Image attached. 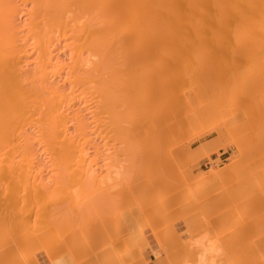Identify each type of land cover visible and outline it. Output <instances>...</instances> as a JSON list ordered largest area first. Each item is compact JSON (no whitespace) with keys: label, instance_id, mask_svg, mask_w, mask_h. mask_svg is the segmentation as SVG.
<instances>
[{"label":"bare ground","instance_id":"bare-ground-1","mask_svg":"<svg viewBox=\"0 0 264 264\" xmlns=\"http://www.w3.org/2000/svg\"><path fill=\"white\" fill-rule=\"evenodd\" d=\"M125 63H127L129 65V69H130L129 73L131 72L130 73L131 76H129V77H126V75H125L127 73V71L123 74L124 76H122V73H120L121 69H120V71L117 72V70L119 69V67L117 69V66H122L121 64H123V66H127V65H125ZM127 68H126V70H127ZM209 74L214 75L217 79L216 78L214 79V77H210L212 75H209ZM205 75L207 76L206 78H205ZM229 76H232V78L237 79V80L235 79L238 82V83L236 82V85L238 84L237 86L234 85L235 80L234 79L231 80V78ZM227 77H229L228 79H230V80H228ZM218 79L222 80L223 82L222 81L218 82L219 81ZM212 80L215 81L213 84L218 83V85L215 84L214 86L213 85L211 86V84L213 82ZM224 81H226V82H224ZM229 81L230 82L233 81L234 83L230 84ZM250 81H251V83L254 81L253 82L254 84L252 83L253 86H252V84L248 83ZM210 82H211V84H210ZM226 83L229 84L228 88H226V86H227ZM239 83H241V85H239ZM242 83H244V86H246V87L249 86V87L244 89L245 87H243ZM204 84H205V86H203ZM209 84H210V86H209ZM222 84L225 85V86L223 85V87L226 89H224L225 91L222 90L223 92H221V93L219 92L220 94H218V92H217L218 88H219V91H221L220 87H222ZM186 87L189 89L184 90ZM204 87H206V88L208 87L207 88L208 90ZM209 87H211L210 90H209ZM235 87L237 89L236 90L234 89V91H235L234 92L233 88H235ZM241 87H243V89ZM258 87L260 89L259 94L262 91V93L260 95L258 94V96L260 97L262 94H264V89H262V88H264V0H0V232L5 233V235H7V237L11 239V242L13 243V245L14 244L16 245V248H11V250L12 249L17 250L18 245H21V246H18V250L20 247H23V250H26L29 247H31V250L32 249L37 250V248H39V246L41 245V244H39V246L37 245L39 242L41 243V239L42 238L44 239V236L49 237L48 235H45V234L52 233V236L54 238L50 235L52 237V239H50L51 237L49 238L50 240H47L45 238L46 240L44 241L45 242L44 244L47 245L48 241H50L51 244H53V245H55L57 243L55 245V247L54 246L51 247L52 249H50V247L48 246L50 251L51 250L55 251V248L59 244L61 245V243L63 244V242H65V241L68 242L69 239L66 240L65 234L63 235L62 234L63 232H61V231H63L61 227L63 226L64 223H61V221H63V218L60 220V218H61V216L59 215L60 213H58L57 217H55L56 211L52 208H50V210H49V208L46 210V205L47 204L49 205V203H51V200H52V204H53L54 200L57 201V198L59 201L61 199V195L62 196L66 195V190L68 192V189L73 188L72 189L73 191H71V189H70V191L74 192L75 197L73 195H71L70 196L71 198L70 197L68 198V200H71V202L68 200L67 201L73 204V200L75 199L74 202H76L78 199L77 196L78 195L82 196V194H83L82 197L85 196V200H84L85 202L82 201L83 200L82 197L81 198L79 197V199H82V200L81 201L79 200L76 203L79 202L80 205L76 204V206H75V203L73 204L74 206L69 205L70 203H67V201H63V203H61L62 202V200H61L60 206H64V204H66V206H67V204H68L69 207L67 206L66 209L69 208V209H71V211L73 210L74 207H75L74 209L79 208V209H76L78 212L76 214H78V215H76V214H74V215H76L77 219L79 217L78 220H80L81 222L77 221V220H75V218H73L74 215L70 212V210H69V214H67V212H68L67 210H66V212H65V209H63L64 211L61 210L62 213L64 212L67 214L66 215L67 220H69L68 217H72L75 220L74 222L79 224L78 226L80 228L77 225H75V226H73L74 230H72V232L77 231V228H79V230L77 232H78V234H82L81 235L82 237L80 235H77V232L74 233L75 235L73 234V236H71V237H73V242L76 238H78V239H76L77 241H75L76 243H78L77 247L74 245L76 247L75 250H77V248L80 245H83V247L86 246L85 242L87 241V238H90L89 237L90 235L87 237L88 233L90 234V232H92L93 234L95 233L96 235H94V236H97L98 234H100L97 237H99V236H101V234L103 235L105 233L104 235L107 238V236L110 235L108 233H111L114 229V228H112V226L110 227L109 225L113 224V227H114V225H116V224L111 222V221H114L113 219H111L112 214L109 215L110 219H109V217H106V215L104 217V211H103V216H100V215H102L101 210L105 209L103 207L106 205L102 204L101 208H103V209H101V210L99 209L100 205H101L100 204L101 201L99 203L98 202L96 203L97 199L99 198L98 194H100V191H96V190H98V189H96L98 186L95 188L96 192H93L92 188L90 187L92 183L94 185V178H95L94 176H95L97 170L100 171L98 168H94L93 164L98 165L96 159L98 158V156L99 157L101 156V155H97V157L95 158L94 156H96V155L93 154L94 156L91 157V155H90V152L92 150L91 147H94V149L92 150L93 152L98 151V152H100V154H102L103 152L105 153V151H103V150H102V153L100 150H98L100 145H98L96 143L97 139L101 138L102 139L101 142H103L102 144L104 145V142L106 144L107 143L106 139L108 140L109 137H110L109 139L110 140L112 139L115 143L116 142L115 138L118 141H120L121 139L122 140L125 139V140L121 141V142H125L126 141L125 136H127L128 145H127V147L124 146V148H126L127 151L131 155L134 153L137 156H139V158H138L135 155V158L138 159V161L136 162V165H137L139 163V161L143 160L142 158H140L142 156L137 154V152H138L137 147H139V149H140L142 143H144V142L146 143L147 141H150L151 138H154L151 136L157 135L156 138H154V139H156L155 141L158 143V141H157L158 135H160V137H161V135L166 136L168 134L172 137V135H171V134H173L172 131H174L175 129H179L180 127H185V126H188L190 128L191 124H194L196 122H197V124H198V122L202 123L201 119L208 116L211 112L213 114V111H215L216 107L219 106V105H217L219 99H220L219 102L223 101V104L229 98L230 99H232V98L237 99V102L239 100V103H240V100H244L245 98H247V95L249 94V92L247 90H249L251 92L253 91V93L249 94L248 99L251 95L250 99L255 101L256 98H258V97L256 96L257 93L255 94L254 92H256L257 89L253 90V88H258ZM229 88H232V89H229ZM211 89L212 90L214 89V91H212V92L214 94L216 93L215 95L213 93H212L213 95L211 94ZM228 89H229V93H228ZM206 90L208 91V96L210 95L209 97L207 96V92H205ZM215 90H217V91L215 92ZM209 91H210V94H209ZM231 91H233V92H231ZM244 91L247 94L246 96L244 95V93H245ZM203 93H205L206 97ZM233 93H235V94H233ZM229 95H231V97ZM233 95H235V98ZM254 95L256 97L255 99H253ZM226 97H227V99H226ZM261 97L262 98H258V100L260 99V101L262 103L261 99H264V96H261ZM224 98L226 99L225 101H224ZM228 101L230 102V100H228ZM250 101L248 100L246 102L247 105L251 104ZM254 101H252V102L254 103ZM248 102H250V103H248ZM256 103H260V102L257 101ZM121 104H123L124 107ZM229 104L230 103H228V105ZM118 105L124 109H121V108L119 109ZM242 105H244V104L242 103ZM231 106H233V105L231 104ZM237 106L239 107L238 104H237ZM237 106L235 105V108ZM259 106H261V105H259ZM262 106H264V105H262ZM262 106H261V109H264V107H262ZM228 107L230 108V106H227V108ZM117 108H118V110H117ZM219 108H221V107H219ZM239 108L237 110H239ZM222 109H221V112H223ZM122 110H124V111L127 110V112L123 113L124 111H122ZM228 110L226 109V114L228 113L227 115H229L231 113V112L230 113L227 112ZM237 110H235L236 114H239V111L237 113ZM255 110H257V109H255ZM258 110H259V108H258ZM224 111H225V109H224ZM235 111L233 110V112H235ZM119 112H121V116H125V114L126 115L128 114L127 115L128 118L126 117L127 118L126 122H128V127L123 128V123H121ZM261 112L264 113V111H261ZM218 113H217V117H218ZM252 113H254V112H252ZM262 113L260 114V119H261ZM242 114H243V111H242ZM116 115L119 116L118 119L116 118V117H118ZM239 115H237V116H239ZM252 115L254 116V114H252ZM252 115H251V117H252ZM224 116H222V118ZM244 116H245V114H244ZM244 116L242 115V118L248 117V116H245V117ZM231 117L234 118L233 116H231ZM262 117H264V116H262ZM112 119H116V120H114V122H116L117 120H119V121L117 123H115V125H114V122L112 121ZM262 119H264V118H262ZM111 121H112V123H111ZM223 121L225 122V120H223ZM250 121H252V120H250ZM255 122H256V119H255ZM226 123L229 125L230 122L228 123L227 119H226ZM244 123H246V122H243V124ZM121 124H122V126H121ZM243 124H240V125L237 124L238 125L237 127L242 126ZM245 125H244V127H245ZM255 125H256V123H255ZM259 126H261V125H259ZM177 127H179V128H177ZM188 127H187V129H189ZM254 127H256V126H253V129H254ZM261 127H262V129H264V125H262ZM241 128H243V127H241ZM241 128L239 130L242 131ZM250 128H251V125H250ZM254 130H256V129H254ZM261 130H256V131L260 132ZM251 131H249V132H251ZM178 132H181L180 129ZM246 132H244L243 137L246 136V134H245ZM174 133H176V130L174 131ZM261 133H264V132H261ZM110 135L114 136L113 137L114 139L111 138ZM179 135H177V136H179ZM239 135H240V133H239ZM247 135H248V133H247ZM140 136H145L146 138L141 137V138H143V140L140 139L142 141L141 142V141H139ZM170 136H168V139H166V140H169ZM262 136H264V135H262ZM147 137H150V138L148 139ZM173 137H172V139H170L171 140L170 142L172 144H173L172 141L175 139V138L173 139ZM248 137H251V133H250V136L248 135ZM260 137H261V135H260ZM181 138H182V136H181ZM144 139H146L147 141L146 140L144 141ZM154 139H152V140H154ZM250 139H253V137H251ZM256 140H255V142H259V141L264 140V138H262V140H259V141H256ZM118 141H117V143L119 144ZM160 141H162V138ZM101 142H100V144H101ZM150 142H148V143H150ZM240 142H242V141L240 140ZM157 143H152V142L150 143L151 145H154V146H148L150 144H147V143L145 144L147 148L148 147L154 148V150L148 149V151H150V154L152 152H155V149H156L155 147L159 146V145H157ZM253 143H254V139H253ZM108 144H109V142H108ZM136 144H137V146H136ZM162 144H164V143H162ZM162 144H161V146H162ZM242 144H240V145L242 146ZM112 145H113V143H112ZM138 145H140V146H138ZM145 145L142 146V148H141L142 150H139L140 151L139 154H145V152L147 151V150H145L146 149ZM221 145L215 143L214 148L217 149ZM240 145H238V146H240ZM257 145L261 146V145H264V143L260 144V142H259ZM257 145L255 148H257ZM106 146H108V145L106 144ZM106 146H104L102 149L106 148L108 150V148ZM116 146H118V145H114L113 147H116ZM245 146L246 145H244V147ZM247 146H250V145H247ZM113 147H111V148H113ZM118 147H120V146H118ZM167 147H168V145L166 143V146L164 145V148H167ZM171 147H173V145ZM199 147L200 146H198V150H196V151H197V153L201 154L203 151L202 150L203 148L201 146L202 149H199ZM262 147H264V146H262ZM116 148H114L112 150L118 151V154H117L118 157H119L120 152L122 153V150L124 151V153L127 152L126 149L124 150V148H122V146L120 147L121 150H119V148L118 149H116ZM250 148H251V146H250ZM255 148H253V149H255ZM143 149L145 151L144 153H143ZM161 149H159L160 152H161ZM167 149H169V148H167ZM247 149H249V148H247ZM257 149H259V148H257ZM135 150H137V151H135ZM141 151H142V153H141ZM165 151H164V155H167V150L165 149ZM168 151L171 152L170 150H168ZM189 151H190V149H189ZM261 152H264V150H261ZM106 153H107V151H106ZM173 153H170L171 156ZM183 153H181V154H183ZM248 153H250V152H248ZM96 154H98V153H96ZM107 154L109 156L112 153H110V154L107 153ZM130 154H129V156L127 155L128 158L130 157ZM152 154H155V153H152ZM190 154H192V153H190ZM239 154H240V152H239ZM255 154L256 153H254V155ZM125 155H126V153H125ZM197 155L199 156V154H197ZM262 155H264V154H262ZM108 156H106V157H108ZM120 156H122L120 158L125 157V156H123V154ZM154 156L151 157V160L154 159ZM162 156H163V154H162ZM171 156H170V160H171ZM198 156H196V158ZM101 157H103V156H101ZM110 157H112V156H109L108 159H110ZM168 157H169V155H168ZM193 157L195 158V156H193ZM262 157H264V156H262ZM131 158H129V159H131ZM133 158H134V156H133ZM143 158L145 161L146 157L144 156ZM156 158L157 157L155 156V159ZM99 159H101V158H99ZM99 159H98V161H99ZM104 159L102 161H104ZM125 159L127 160L126 157H125ZM125 159L124 160L122 159L119 161L125 162ZM261 159H264V158H261ZM162 160H165V159L162 158ZM174 160H172V161L175 162ZM243 160H245V159H243ZM102 161H101V163H102ZM108 161H110V160H108ZM113 161L115 162L116 159H114ZM146 161L148 162L147 164H145ZM146 161L140 162L141 164H138V165L142 166L143 168L145 167V166H143V163L146 166L149 163H150V165H152L150 161H148V160H146ZM156 161H157V159L155 161H152V162L156 163ZM167 161L169 162V160H167ZM106 162H107V160L105 159V161L102 163L103 167L105 166V164H107ZM112 162L110 161L109 163H111V164H108V166L106 165L107 168L105 166V169L109 170V168L112 166V170L114 169V171L116 170L117 172H120L119 169L121 170L120 164L122 162L120 164L117 162L119 165H116V163H114V165H113ZM128 163H127V165L130 167L131 166L130 160ZM158 163H159V161H158ZM158 163H156V166H158L157 165ZM165 163H167V162H165ZM102 164L98 165L99 168L101 167ZM183 164H184V161H183ZM239 164H241V163H239ZM261 164H262V162H261ZM163 165H165L166 168L168 167L167 164H163ZM254 165H256V163ZM116 166L118 169H115ZM133 166L134 165H132V168H129L130 172L133 169V172H131V175H133L135 173L138 174L137 171L139 169L135 170L136 172L134 173V168L136 166L135 167H133ZM156 166L154 167L155 169H158L159 167L161 168V166H159L158 168H156ZM169 166H172V165L169 164ZM179 166L180 165H178L177 167L179 168ZM184 166H185V164H184ZM235 166H237V164ZM258 166H260V165H258ZM262 166H264V165H262ZM103 167H102V169H103ZM223 167L224 166H222V169H220V170H222V171H220L222 174L220 176H222L223 179L227 178V180H228L227 174H229V173H227V174L225 173L226 176H224L223 175L224 173H222V172H225L226 170L230 171L231 165H225V167L224 168ZM138 168H139V166H138ZM143 168H142V170H143ZM147 168L148 167H146V169ZM95 169H97V170L95 171ZM150 169H151V167H150ZM170 169H175V167L174 168L170 167ZM262 169H264V168H262ZM262 169H261V172H262ZM142 170H140V171H142ZM154 170H148L147 172L154 171ZM166 170L167 169H165V171ZM114 171H113V174H111L109 172H105L106 174H104V175L107 177L110 174L111 176L114 175V177H115L116 173H114ZM121 171L123 172V169ZM147 172L144 174L148 175L149 173H147ZM156 172H155V175H154V173H152V175H150V176L155 177L157 174H158L157 175L158 177H161L162 174H163V176H167V173L169 172V170H168V172L167 171L165 172L166 175H164L165 173H163L164 170L162 168H161L162 174H159L160 172L159 173L157 172V174H156ZM177 172H178V170H177ZM208 172L209 173H207V175H205L207 177L205 180L209 179L208 180L209 183H210V180L212 182L213 181L216 182L218 180L220 181L219 177L217 176L219 174V168L215 169L214 166H212ZM238 172H240V171H238ZM127 173L129 175V171ZM169 173H171V171ZM257 173L258 172H256V174ZM118 174H120V173H118ZM118 174L116 175L117 177H118ZM137 174H135V175L137 176ZM100 175L98 176V178L103 177V174H102V177H100ZM139 175L137 178L136 177L134 178V176H131V177H133L134 180H132L131 182L128 181L129 184L130 183L132 184L133 181L138 182V180L141 183V181L143 179ZM172 175L175 177L174 174H172ZM172 175H169V177ZM185 175H188V174H185ZM163 176L161 177V180H162ZM128 177H130V176H128ZM139 177L142 180L139 179ZM169 177H167V178H169ZM172 177H170L169 179L163 178V181H165L164 184L166 185V180L168 181V180H171L174 178V177L173 178ZM214 177L215 178L218 177V178H216L218 180H216V179L214 180ZM103 178H102V180H103ZM204 178L205 177L203 176V178H201L199 181L202 182L204 180ZM96 179H95V181H96ZM122 179L125 180V178H122ZM152 179H154V178H150V180H152ZM164 179H166V180H164ZM230 179H231V177H230ZM262 179H264V178H262ZM113 180H115V179H113ZM147 180L149 181V179H147ZM122 181H118V184H119V182L121 184ZM160 181H159V183L163 182V181L162 182H160ZM208 181H207V183H208ZM111 182L113 183V181H111ZM154 182H156V181H154ZM154 182L151 183V181H150V184H152V185L158 184V182L155 184H154ZM174 182H175V180H174ZM203 182H205V181H203ZM212 182H211V185H213ZM226 182L223 181L224 186L226 185ZM236 182H237V180H236ZM98 183H97V185H101L100 184L101 181ZM108 183H109V181H108ZM116 183H117V181L115 182V184ZM216 183H218V182H216ZM220 183H221V181H220ZM120 184H119V186H120ZM123 184H125L124 181H123ZM133 184H134V182H133ZM144 184H147V183L145 181H144V183H142V185L145 187ZM148 184H149V182H148ZM162 184L159 186L163 187ZM178 184H179V182H178ZM198 184H199V182L197 183V185ZM114 185H112V186H114ZM125 185H126V187L125 186L124 187L127 188L128 185L127 184H125ZM200 185L203 186L204 184H199V186ZM211 185L209 188L213 187ZM215 185H217V184H215ZM219 185H221V184H218V187H219ZM105 186H106V184L103 187L105 188ZM108 186H109V184L107 185V187ZM112 186L111 187L109 186V187L112 188ZM115 186L117 187L118 185H115ZM135 186L136 185H134L133 187L136 188ZM143 186H141V184H140V189ZM159 186L156 185L157 188ZM206 186H208V185H206ZM221 186H220V188H221ZM224 186H222V187H224ZM230 186H231V184H230ZM94 187H93V189H94ZM128 187H131V186H128ZM189 187H191V186H189ZM203 187L198 189V190L201 191L204 189V193H205L206 190ZM89 188H90V191H92L94 193V195H96L95 193L98 192L97 199L94 198L95 200H90L91 195L93 197V194L92 193L90 194V191L88 190ZM154 188H155V186H154ZM172 188H173V186H172ZM186 188H187V186H186ZM209 188H208L209 193H211ZM133 189H129V191H128V189L125 190V191H127V194L122 193V196L124 195V197L126 198L127 196H125V195H128V193L130 191H132ZM193 189L194 188H192V190ZM260 189H261V187H260ZM137 190H139V188L138 189L136 188V191ZM155 190H156V188H155ZM188 190H190V189L188 188L187 191ZM192 190H190V192ZM214 190H215V188H214ZM214 190H211V191L214 192ZM249 190H251V189H249ZM64 191H65V193L61 194ZM103 191L101 189L102 194H105V196L108 195L107 192L109 193V190L107 192H106V190H103ZM116 191H117V189H116ZM175 191H177V190H175ZM184 191H186V190L184 189ZM193 191L195 192V190H193ZM226 191H224V192H226ZM228 191H230V190H228ZM132 192L134 193V191H132ZM132 192H130V194H132ZM137 192H139V191H137ZM137 192L134 194H137ZM149 192H151V191H149ZM182 192H183V189H182ZM232 192H234V191H232ZM240 192H241V190H240ZM255 192H256V190H255ZM139 193H141V190ZM152 193H154V192H152ZM176 193H178V192H176ZM184 193H186V192H184ZM200 193L201 192H199V194ZM59 194H61V195H59ZM89 194H90V196H89ZM157 194L161 195L159 192ZM190 194L192 197L193 193H190ZM252 194L254 195V192ZM87 195H88V197L86 198ZM109 195H110V193H109ZM172 195H175V194H172ZM182 195H184V194H182ZM212 195H214V194H212ZM219 195H220V193H219ZM235 195H237V194L235 193ZM240 195H241V193H240ZM55 196H56V198H55ZM99 196H100V198H102V195H99ZM137 196H139V194H137ZM140 196H139V198L136 197V199L138 198L140 200L142 198V197L140 198ZM142 196H144V195H142ZM157 196H156V199H152V200H157ZM226 196H228V194ZM52 197H54V198H52ZM103 197H104V195H103ZM154 197H155V195H154ZM193 197L195 198V196H193ZM212 197H214V196H212ZM66 198H67V195L63 197V200ZM100 198L98 200H100ZM132 198L133 197H131V198L129 197V198H127V200L128 199L132 200ZM231 198H232V196H231ZM231 198H230V194H229V198L227 201H229ZM87 199L89 200V201H87V203H89V207L87 206V203H86ZM105 199H106V197H105ZM105 199H102V200H105ZM115 199H116V197H115ZM168 199H171V198H168ZM180 199H184V198H180ZM189 199L190 198H188V201L190 202ZM214 199H216V198H214ZM152 200L150 202H152ZM162 200H163V194H162ZM162 200L158 199L159 204L157 203L155 206V210H157V212H159L157 205L160 208L161 207L160 201L162 202ZM184 200H187V199L185 198ZM218 200H220V199H218ZM48 201H50V202L48 203ZM109 201H111V203L113 202L112 200H109ZM143 201H144V199H143ZM167 201L165 202V200H164L163 203H165V204L166 203H168V204L172 203V202H169V201L167 202ZM172 201H173V199H172ZM195 201H197V199ZM254 201H255V199H254ZM64 202H66V203H64ZM118 202H120V201L118 200ZM139 202H141V204H142V200ZM58 203L59 202H57L56 204L54 203L53 204L54 207H55V205L57 206ZM125 203H126V201H125ZM134 203H136V202H134ZM177 203H178V201H177ZM206 203H207V201L205 202V204ZM209 203H210V200H209ZM209 203H208V205H209ZM258 203H261V201ZM52 204H50V205H52ZM97 204H100V205H97ZM115 204H116L115 205V207H116L117 203H115ZM196 204L197 203H195V204L192 203V205H194V206ZM199 204H200V202H199ZM112 205H113V206H111V207H113L112 210L115 211L114 202L112 203ZM122 205H125V204H121V207H119V208H121L120 211L122 210ZM138 205H140V203ZM152 205H154V204H152ZM219 205H220V203H218V206ZM262 205H264V204H262ZM71 206H73V207L70 208ZM83 206H85V207H83ZM119 206H120V204H119ZM125 206H127V205H125ZM184 206L182 205V207H184ZM200 206H198V207H200ZM214 206L215 205L210 206V207H214ZM80 207L81 208L87 207L89 209L86 208V209L80 210L81 209ZM131 207L132 206H130L128 210L132 209V212H133V207L132 208ZM145 207L147 208L146 205H145ZM204 207L206 208V205ZM55 208L57 210V207H55ZM123 208H124V206H123ZM137 208L140 209V206L139 207L137 206ZM172 208H173V206H172ZM179 208L181 210V207H179ZM194 208L196 209L197 207H194ZM202 208H200V209H202ZM117 209L115 212L119 211V210L117 211ZM124 209H126V207ZM151 209L152 208H150V210ZM218 209H219V207H218ZM222 209L224 210V208H222ZM48 210L52 214H50ZM51 210H52V212H51ZM83 210H86L83 213L85 214V216H87L89 214L88 215L89 218L90 217L95 218L94 216H96V215L97 216L99 215L98 216L99 219L100 218L102 219V217H104L102 220H99L98 218H95V219L91 218V220L93 219L91 221L89 219L91 223H93V221H94V224H93L94 227L97 225L96 230L98 229V232H99V233L97 232L98 234L96 233V231L94 232V229H93L94 227L92 224H91L92 228L90 230L87 229L88 225H89V221L87 220V217H85L83 215V213L82 214L80 213ZM141 210H143L142 207L138 211L142 212ZM183 210H185L184 215L187 214L186 213L187 210L186 209H183ZM192 210H189V211H192ZM96 211H97V213H95ZM107 211H108V209H107ZM107 211H105V214H107V216H108L109 212L106 213ZM114 211L110 212V213H113V215H114L115 214ZM165 211L167 212L168 210H164V212ZM189 211H187V212H189ZM200 211L203 213L204 209H203V211L202 210H200ZM227 211H229V210L227 209ZM233 211H234V209H233ZM45 212L47 214H49L50 216L54 215L53 212H55L54 218H57V219H58V215H59L60 217L58 219V224H53L54 222L56 223L57 220H55L54 218L52 220V218L50 216H46L47 214L46 215L44 214ZM57 212H58V210H57ZM166 212L163 213V210H160V213H158V215L163 213V215L165 216ZM192 212L194 213V210ZM224 212H225V210H224ZM229 213H224L225 217H226V215L228 216ZM245 213H246V211H245ZM136 214H139V213H136ZM180 214H182L181 211H180ZM70 215H73V216H70ZM80 215H83V217L86 218V220L84 218L83 221L85 220L88 223L87 222L82 223L83 221L81 219L83 217H80ZM222 215H223V213H222ZM114 216H116V215H114ZM138 216L140 217L141 215H138ZM148 216L152 217L154 215H152V213H151V215H148ZM166 216H169V214ZM47 217H49V218L46 221H44ZM120 217H121V215L120 216L118 215V218L114 217L115 221H118L117 219L121 220ZM131 217H129V218H131ZM112 218H113V216H112ZM220 218H221V216H220ZM230 218H228V219H230ZM108 219H109V222L112 224H110V223L108 224ZM228 219H227V221H228ZM262 219H264V218H262ZM50 220L52 221L54 228H56L55 230H59L60 233L58 235L55 233L53 234L54 230L51 231L50 228L48 229L47 224H49ZM67 220H66V222H68V223H66V224H70L69 228H71L72 227L71 225L74 222L72 220H69L70 221V223H69V221H67ZM95 220H97L100 223L98 224V222H96ZM123 220H121V221H123ZM218 220H220V219H218ZM223 221H225V220H223ZM233 221H234V218H233ZM46 222H48V223H46ZM76 223H74V224H76ZM81 223L84 224L83 225L84 227H85V224L87 225V228L85 227L87 230L84 229V227L82 226ZM120 224L121 223H119V225ZM123 224L124 223L121 224L122 228H123V226H125ZM50 227L52 229L51 225H50ZM122 228H120V229H122ZM81 229H84V231H86V233L88 231V233L85 234L87 238L84 236V238L86 240H83L84 239L83 235L85 232L83 231L84 233L83 232L79 233ZM92 229H93V231H92ZM111 229H112V231H111ZM48 230H50L51 232L49 233ZM64 230H66V228ZM107 230H108V233H107ZM115 231L117 232L118 230L115 229ZM122 231H123V229H122ZM54 232H56V231H54ZM64 232L66 233V231H64ZM2 233H0V236L3 235ZM57 233H58V231H57ZM60 234L65 236L64 237L65 241L60 242V241L64 240V239H62L63 237H59V236H61ZM118 234H119V231H118ZM112 235H114V234H111V236ZM74 236H79L80 239H79V237H75V239H74ZM114 236L116 238V235H114ZM114 236H112V237H114ZM67 237H70V236H67ZM97 237L96 238L92 237L94 241L91 240V238H90L87 242H89L91 240L92 243L93 242H94V244L96 243L95 245H97V243L99 241H101L100 243H102V240H100L101 237L98 238L99 240H97ZM105 237H104V239H105ZM56 238H58V239L61 238L62 240L60 239L59 242L57 241L55 243V241L58 240ZM81 238H82V241H79V240H81ZM117 238H119V237H117ZM43 239H42V246L41 247H43V245H44ZM54 239H55V241L53 243L52 240H54ZM112 239H111V241H112ZM71 240H72V238H71ZM71 240L69 243H71ZM109 240H110V238H109ZM109 240H108V242H109ZM114 240L115 239H113V241ZM1 241H2V239H1ZM1 241H0V244H2ZM118 241H119V239H118ZM138 241H139V243H142L140 240H138ZM87 242H86V244H90ZM103 242L104 243H102V244L106 245V243H105L106 240H103ZM115 242H111L110 243L111 246L107 245V246H109V248H111L110 251L112 253L108 251V249H107L108 247H106L105 245H104V247H103V245H101L104 249L101 248L102 250L101 249L99 250V248H100V243H99V247L96 246L97 247L96 249L99 251H97V253H94V257L95 256L97 257L98 254L100 255V254L105 253L104 250H106V249H107L106 251H108L109 254H111V256H116V254L119 250L117 247H119V245L117 244V241H115ZM145 242H146V240L144 241V243ZM5 243H7V241H5ZM34 243L38 246L37 248H36ZM139 243L136 245V247L139 245ZM107 244H109V243H107ZM116 244H117V246H116ZM120 244L123 245L122 243H120ZM146 244H148V243H145V245ZM262 244H264V243H262ZM15 245H14V247H15ZM29 245H31V246H29ZM46 245H44V247ZM67 245H69V244H67ZM95 245H94V247H95ZM112 245L114 248L112 247ZM114 245L116 246V249H115ZM184 245L181 247V249L186 248V245H185V247H184ZM3 246H4V248H2V249H4V251H5L6 250L5 244H3ZM34 246L36 249L34 248ZM65 246H66V244H65ZM254 246H252V248ZM7 247H10V246L8 245ZM58 247H57V249H58ZM73 247H70L72 249H69L68 246H66V248L71 250V252L74 251ZM120 247H122V246H120ZM124 247L125 246H123V248ZM131 247H130V249H131ZM0 248H1V246H0ZM48 248H45L44 251L47 250ZM82 248L80 247V249H82ZM84 248H86V247H84ZM9 249L10 248H8V250ZM120 249H122V248H120ZM130 249H129V251H130ZM228 249L232 250L230 247H228ZM228 249L225 250V252H224L225 254L227 253L226 251H228ZM20 250H21V248H20ZM29 250H30V248H29ZM34 250L32 251V253L34 252ZM61 250H63L62 245H61ZM115 250H117V252ZM93 251H95V250H93ZM113 251H114V254H113ZM184 251L186 252L187 250L185 249V250H183V252ZM235 251H238V250H235ZM26 252L30 253L31 251L29 252L28 250H26L25 253ZM47 252H48V250H47ZM120 252H118V253H120ZM28 253H26L27 256H29ZM187 253H188V251H187ZM45 254H46V251H45ZM184 254L186 256V253H184ZM184 254H183V256H184ZM194 254L195 253H192V255H194ZM231 254H233V252ZM250 254H251V252H250ZM250 254H249V257L252 256V255L250 256ZM252 254L254 255L253 251H252ZM243 255H241V256H243ZM187 256H191V253H188ZM232 256H235V255L233 254ZM237 256H235V257H237ZM184 257H182V258H184ZM254 257H255V255H254ZM254 257H253V260L256 261L255 260L256 258L254 259ZM34 258H35V256H34ZM241 258L242 257H240V260H241ZM243 258H245V257H243ZM247 258H245V259H247ZM179 259H181V258H179ZM193 259L195 260V256H194V258H192V260ZM237 259H238V257H237ZM169 260H170V258H169ZM172 260H173V257H171L170 261H172ZM249 260H250V258H249ZM174 261L175 260H173L172 262L174 263ZM231 261L232 260H230V262ZM179 262H181V261L179 260ZM246 262H247V260H246ZM260 262L258 264H260ZM194 263H195V261H194ZM241 263L245 264L244 259H243V262H241ZM262 263H264V261H262L261 264ZM142 264H148V263L146 261H144ZM247 264H249V263H247Z\"/></svg>","mask_w":264,"mask_h":264},{"label":"rangeland","instance_id":"rangeland-1","mask_svg":"<svg viewBox=\"0 0 264 264\" xmlns=\"http://www.w3.org/2000/svg\"><path fill=\"white\" fill-rule=\"evenodd\" d=\"M232 55V54H231ZM122 66H117V69H118V67H119V69L117 70V72L118 71H120V69H121V72L120 73H122V76H124L123 74L127 71V73L125 74L126 75V77H129V76H131V72L129 73V71H130V69H129V65L127 64V63H125V65H127V66H123V64H121ZM131 66V65H130ZM127 68V70H126V68ZM131 68V67H130ZM124 71V72H123ZM128 74V75H127ZM130 74V75H129ZM209 75H212V74H209ZM207 76L205 75V78H206ZM210 77H214V79L216 78L214 75H212V76H210ZM209 77V78H210ZM230 78H231V80H235L236 78H232V76H229ZM229 77H227V79L229 78ZM234 77V76H233ZM236 77V76H235ZM211 79V78H210ZM217 79V78H216ZM219 80V79H218ZM217 80V81H218ZM228 80H230V79H228ZM227 80V81H228ZM237 80V79H236ZM235 80V83L232 81V82H230L229 81V83L231 84V83H234V85L235 86H237L236 85V81ZM205 81V80H204ZM209 81V80H208ZM207 81V82H208ZM213 81V80H212ZM220 81H222V80H219L218 82H220ZM215 81H213L212 82V84H211V82H210V84H211V86L213 85H215V84H213ZM223 82V81H222ZM224 82H226V81H224ZM254 82V81H253ZM252 82V83H253ZM206 83V82H205ZM209 83V82H208ZM207 83V84H208ZM238 83V82H237ZM249 84H252L251 83V81L250 82H248ZM210 84H209V86H210ZM225 84V83H224ZM224 84H222V87H220V90L221 91H219V88H218V91L217 90H215V92L217 91L218 92V94H220L221 92H223V91H225L224 89H226V88H228V85L229 84H227V86H226V88H224L223 87V85ZM243 84V87H245L244 89H246L247 87H249V86H244V83H242ZM254 84V83H253ZM253 84H252V86H253ZM216 85H218V83L216 84ZM239 85H241V83H239ZM246 85V84H245ZM248 85V84H247ZM203 86H205V84L203 85ZM208 86V85H207ZM225 86V85H224ZM233 86V85H232ZM230 87V86H229ZM243 87H241L242 89H243ZM204 88H206V87H204ZM208 88V87H207ZM206 88V89H207ZM210 88L211 87H209V90H210ZM216 88V87H215ZM214 88V89H215ZM222 88V89H221ZM261 88V87H260ZM187 89H189V88H185L184 90H187ZM214 89L212 90L211 89V94L213 93L212 91H214ZM229 89H232V88H229ZM229 89H228V93H229ZM234 89L236 90L237 88L235 87V88H233V91H234ZM252 89V88H251ZM250 89V90H251ZM256 90L257 89V91L256 92H254L255 94L257 93V97L258 98H262L261 96H264V94H262L260 97L258 96V94H259V87L258 88H253V90ZM262 89H264V88H262ZM208 90V89H207ZM205 91V92H207V96H208V91ZM223 90V91H222ZM233 91H231V92H233ZM248 92H249V94H251V93H253V91L251 92V91H249V90H247ZM220 92V93H219ZM230 92V93H231ZM235 92V91H234ZM245 92V91H244ZM247 92V93H248ZM261 93H262V91H261ZM260 93V94H261ZM204 95H205V93H203ZM209 94H210V91H209ZM214 94V93H213ZM212 94V95H213ZM216 94V93H215ZM214 94V95H215ZM233 94H235V93H233ZM249 94L247 95L246 94V92L244 93V95L246 96L247 95V98H245L244 100H240V103H239V100H238V102H237V99H228V100H230V102L228 101V100H226L227 99V97H226V99L224 98V104H223V101H220L219 102V100H218V104L217 105H219V106H217L216 107V109H215V111H213V114H212V112L208 115V116H206V117H204V118H202L201 119V121H202V123H200V122H198V124H197V122L196 123H194V124H191L190 125V128L188 127V126H185V127H177V128H179L180 129V131L181 132H178L179 131V129H175L176 130V133H174V131H172V133L174 134H171L172 135V137H173V144L170 142L171 140L170 139H172V137L170 136V135H161V137H160V135H158V143L155 141L156 139H154V138H156V136H151V137H154V138H151V142L152 143H157V145H159L158 147H155L156 149H155V152H152V153H155V154H150V151H148V149L149 150H154V148H150V147H146V143L147 144H150L151 142L150 141H147L146 139H144V141L146 140L147 142L145 143H142V145H141V147H140V149H139V147H137L138 148V152H137V154L138 155H140V156H142V157H140V158H142L143 160H141V161H139V163L138 164H141L140 162H145L146 160H148V161H150L151 162V164L152 165H150V163L146 166V165H144V163H143V166H145L144 168L142 167V166H140V165H136V162L138 161V159H136L135 158V155L136 154H132L133 156H134V158H133V156L127 151V149L126 148H124V146H126L127 147V145H128V141H127V136H125L126 137V143L125 142H121V141H123V140H125V139H119L120 141H118L116 138H115V143H114V141L111 139H109L108 138V140L106 139V141H107V145L108 146H106V144H105V142H104V145L102 144L103 142H101L102 141V139L101 138H98L97 139V144L98 145H100V147H99V149L98 150H100L101 151V153H102V150L103 151H105V153L103 152L102 154H100V152H93L92 150L94 149V147H91V152H90V155H91V157H93L94 155H96V156H94L95 158L97 157V155H101V156H103V157H99L98 156V158L96 159V161H97V163H98V165L99 164H102L104 161H105V159L107 160V164H105V166L107 165L108 166V164H111V163H109L110 161L112 162L114 159H116V161L114 162H112L113 163V165H114V163H116V165H119L121 162L119 161V160H124L125 159V157L127 158V160L125 159V162L122 164H120L121 165V170L123 169V172L119 169V171L120 172H117L116 170L114 171V169L112 170V166L109 168V170H107V169H105V166L103 167V164L101 165V169L99 168V166L96 164V165H94L93 164V167L94 168H98L100 171H98L97 169H95V171L97 170V172H96V174H95V178H94V185H93V183L91 184V188H92V190H93V192H96V191H100V194H98V192L97 193H95L96 195H94V193L92 192V191H90V188L88 189L89 191H90V194L92 193L93 194V197H92V195H91V198H90V200H95L94 198H96L97 199V194H98V197L100 198V196L99 195H102V198H100V200H98L97 199V201H96V203L98 202H100L101 201V205L100 204H97V205H100V210L101 209H103V208H105V209H103V210H101L102 212H101V214L102 215H100V216H103V211H104V217H105V215H106V217H109V215H111V219H113L114 221H111L112 223H115L116 225H114V227H113V224L112 223H110L109 222V219H110V217H109V219H108V224L110 223V224H112V225H109L110 227L112 226V228H114L113 229V231L115 232H113L112 231V229H111V231L113 232H111L110 230V232L111 233H108V230H107V233L108 234H110V235H108L107 236V238L105 237V233L102 235L101 234V236H99V237H97L98 235H100V234H98L99 232H98V229L96 230V227H97V225L94 227V221H93V223H91L90 222V220H91V218H93V217H88V215L87 216H85V214L83 213L84 211H86V210H83L82 212H80L81 214L83 213V215L85 216V217H87V220L89 221V225H88V228H87V225L85 224V227L87 228V229H91L92 227V225H93V229H94V232L96 231V233L98 234L97 236H94V235H96L95 233L93 234L92 232H90V234L88 233V231H87V233H88V235H87V237L89 236L90 238H91V240H93V238L92 237H94V238H96L97 237V240H99L98 238H100V240H102V243H104L103 242V240H106V245L105 244H102V243H100L101 241H99L98 243H97V245H95L94 244V242L92 243L91 242V240L89 241V242H87L90 238H87L86 237V235L85 234H87L86 233V231H84V229H86L83 225L84 224H82V223H84V222H87V221H85L86 220V218L85 217H83V215H80V217H83L81 220L83 221V219L85 218V220L81 223L82 224V226L84 227V229H81L80 230V232L79 233H81V232H83L84 233V235H83V238H84V236L87 238V243H90V244H86V242H85V245L86 246H84V247H86V248H84L83 247V245H80L78 248H77V250H75L76 249V247L78 246L77 244L78 243H76L75 241H77L76 239H78V238H76L75 239V237H79V236H74V242H73V237H71V236H73V234L74 233H76L78 230H79V224H77L76 222H74L75 220H77V221H80V220H78L79 219V217H78V219L76 218V215H78V214H76V213H78L77 212V210L76 209H79V208H76V209H74L73 208V210L71 211V209H66V207L68 206L69 207V205H73L74 203H75V206H76V204H79V202L78 203H76L77 201H81L82 199H79V197L81 198L82 196H83V194H82V196H80V195H78L77 197H78V199H77V201L76 202H74V200H73V204L72 203H70L71 202V200H68V198L71 196V195H73L74 196V192H71V191H73L71 188V191H70V189H68V192H67V190H66V195H67V198L66 199H64L63 200V197L64 196H66V195H64V196H62L61 194H63V193H65V191L64 192H62L61 194H59V195H61V199L58 201V198H57V201L56 200H54V203L56 204L57 202H59L58 203V205L56 206L55 205V207H57V210H58V212H57V210H56V208L54 207V203L52 204V198H54V197H52L50 200H51V203H49L50 201H48V203H49V205L50 204H52V205H48L47 203V205H46V210L49 208V210H50V208H52V209H54L55 211H56V216H55V212H53L54 213V215H49V214H47L46 212L44 213L46 216H50L51 218H52V220H53V218H54V216L55 217H57V214L58 213H60L59 215L61 216V218H60V220L63 218V221H61V223H64L63 224V226L61 227L62 228V230L63 231H61V232H63L62 234L64 235L65 234V236L67 237V236H70V237H65V236H63L62 234H60L61 236H59V237H63L62 239H64V237H65V239L66 240H68V242L67 241H65V239L64 240H62L61 238H56V239H58V240H56L55 241V239L54 240H52L53 241V243H54V241H55V243L58 241H60V239L62 240V241H60V242H63V241H65V242H63V244L61 243V245H62V248H63V250H61V245L58 247V249H57V247L55 248V251L54 250H49V248H48V246L50 247V249H52L51 247H55V245L57 244H55V245H53V244H51V242L50 241H46L47 242V245L46 244H44L45 242V240L47 239V240H50V239H52V233H50L52 230H54V231H56V232H54L53 231V234L55 233V234H59L60 232H59V230H55L56 228H54V225L53 224H58V219H59V215H58V219L57 218H54L55 220H57L56 221V223L54 222L53 224H52V221L50 220V222H49V224H47L48 225V229L50 228V230H48L49 231V233L50 234H45V235H48L49 237H46V236H44V239H43V244L44 245H46L45 247H44V245H43V247H41L42 246V239H41V243L39 242L37 245L39 246V244H41L40 246H39V248H37L38 246L35 244V246H36V248H37V250H34V249H32L31 250V247H29V246H31V245H29L28 247L30 248V250H29V248L28 249H26V250H28L30 253H28V252H26V253H28L29 254V256H27L26 255V253H25V251L26 250H23V247H20L21 248V250H20V248H19V250H18V246H21V245H18L17 246V250H15V249H12L11 250V248H16V245H15V247H14V245H13V243L11 242V239L10 238H8L7 237V235H5V233H2V232H0V233H2L3 235H1L0 236V238L2 239V241H1V239H0V241L2 242V244H0V246H1V248H0V264H50V262L53 260V259H55L58 255H60L61 253H65V254H71V256L73 257V264H142L144 261H146L148 264H152V263H156V264H183V259L188 255V253H189V251H188V246L185 244V243H183V241H184V239H186V238H192V237H195L196 235H199V234H201L202 232H204V231H209V232H211L212 234H213V236L215 237V238H217L218 240H219V242H220V244H221V246L223 247V249H224V252H225V250H227L228 249V247H230L232 250H229L228 249V251H226L227 253L225 254L224 253V256H222V257H220L219 259H218V264H243V263H241V262H243V259H244V261H245V264H247V263H249V264H258L260 261L262 262V261H264V244H262V243H264V219H262V218H264V205H262V204H264V179H262V178H264V169H262V168H264V166H262V165H264V159H261V158H264V157H262V156H264V155H262V154H264V152H261V150H264V147H262V146H264V145H257L259 142H260V144H262V143H264V140H262V138H264V136H262V135H264V133H261V132H264V129H262V125H264V119H262V118H264V117H262V116H264V113H262L261 111H264V109H261V106L262 105H264V99H261L262 100V103H261V101H260V99L258 100V98H256L255 97V95H254V98L253 99H255L256 98V100L254 101V100H252V99H250V97H251V95H250V97H249V99H248V96H249ZM259 94V95H260ZM211 95V96H212ZM232 95V94H231ZM231 95H229L230 97H231ZM210 96V95H209ZM208 96V97H209ZM228 96V97H229ZM234 96V98H235V95H233ZM205 97H206V95H205ZM212 99V98H211ZM210 99V100H211ZM251 102V106L250 105H247V101L248 100ZM232 100V101H231ZM247 100V101H246ZM228 101V102H227ZM245 101V102H244ZM252 101H254V103L252 102ZM257 101H259L260 103H256ZM237 102V103H236ZM244 104V105H242V103ZM250 102H248V103H250ZM228 103H230L229 105H228ZM237 106V104L239 105V110H237L238 108L236 107L235 108V105ZM227 104V105H226ZM231 104L234 106H231ZM256 104V105H255ZM122 106H123V104H121ZM222 105V106H221ZM226 105V106H225ZM246 105V106H245ZM254 105V106H253ZM259 105H261V106H259ZM119 106V105H118ZM117 106V107H118ZM225 106V107H224ZM227 106H230V108L228 107L227 108ZM248 106V107H247ZM259 106V107H258ZM124 107V106H123ZM219 107H221V108H219ZM262 107H264V106H262ZM124 109V108H122L121 106H119V109ZM223 108V109H222ZM232 108V109H231ZM258 108H259V110H258ZM221 109H222V111L223 112H221ZM224 109H225V111H224ZM226 109L228 110L227 112H231L229 115H227L226 114ZM250 109V110H249ZM255 109H257V110H255ZM117 110H118V108H117ZM218 110V111H217ZM220 110V111H219ZM233 110L235 111V110H237V113H238V111H239V114H236V111L235 112H233ZM122 111H124V110H122ZM242 111H243V114H242ZM127 112V110L126 111H124L123 113H126ZM216 112V113H215ZM219 112V113H218ZM223 114H221V113ZM252 112H254V113H252ZM258 112V113H257ZM120 113V120H121V123H123V128L125 127H128V122H126L127 120V118H128V114L126 115L125 114V116H121V112H119ZM217 113H218V117H217ZM248 113V114H247ZM262 113V116H261V119H260V114ZM216 114V115H215ZM232 114V115H231ZM234 114V115H233ZM244 114H245V116H248L247 118H242V115L244 116ZM252 114H254V116L252 115ZM225 115V116H224ZM233 116L234 118H232L231 116ZM237 115H239V116H237ZM251 115H252V117H251ZM257 117H256V116ZM259 115V116H258ZM116 116H118V115H116ZM216 116V117H215ZM220 116V117H219ZM222 116H224L226 119H227V122L229 123V125L226 123V119L223 117L222 118ZM229 116V117H228ZM237 116V117H236ZM241 116V117H240ZM244 116V117H245ZM127 117V118H126ZM212 117V118H211ZM241 119H240V118ZM254 117V118H253ZM117 119L119 118V116L118 117H116ZM207 118V119H206ZM222 118V119H221ZM231 120H230V119ZM250 120H252V121H250ZM125 119V120H124ZM218 119V120H217ZM255 119H256V122H255ZM114 120H116V119H112V121L114 122ZM223 120H225V122L223 121ZM261 120V121H260ZM112 121H111V123H112ZM119 120H117L116 122H114V125H115V123H117ZM124 121V122H123ZM234 123H233V122ZM242 123H241V122ZM236 122V123H235ZM238 122V123H237ZM243 122H246V123H244L243 124ZM251 122V123H250ZM125 123V124H124ZM233 123V124H232ZM255 123H256V125H255ZM261 123V124H260ZM127 124V125H126ZM232 124V125H231ZM240 125V124H243L242 126H239L240 128L241 127H243V128H241L242 129V131L241 130H239L240 128L239 127H237L238 125ZM246 124V125H245ZM113 125V124H112ZM195 125V126H194ZM200 125V126H199ZM244 125H245V127H244ZM248 125V126H247ZM250 125H251V128H250ZM259 125H261V126H259ZM121 126H122V124H121ZM230 126V127H229ZM232 126V127H231ZM236 126V127H235ZM253 126H256V127H254V129H256V130H261L260 132L259 131H256V130H254L253 129ZM187 127L189 128V129H187ZM182 128V129H181ZM245 128V129H244ZM184 129V130H183ZM253 129V130H252ZM178 130V131H177ZM237 130V131H236ZM239 130V131H238ZM244 130V131H243ZM248 130V131H247ZM252 130V131H251ZM185 131V132H184ZM188 131V132H187ZM241 131V132H240ZM247 131V132H246ZM249 131H251V132H249ZM183 132V133H182ZM244 132H246L245 134H246V138L245 137H243L244 136ZM239 133H240V135H239ZM247 133H248V135L250 136V133H251V137H253V139H254V143H253V139H250L251 137H248V135H247ZM180 134V135H179ZM254 134V135H253ZM177 135H179V136H177ZM237 135V136H236ZM260 135H261V137H260ZM111 136V138H113L114 136H112V135H110ZM168 136H170L169 137V140H166V139H168ZM181 136H182V138H181ZM240 136V137H239ZM141 137H143V138H146L145 136H140L139 137V141H141V140H143V138H141ZM160 137V138H159ZM167 137V138H166ZM148 139L150 138V137H147ZM161 138H162V141H160L161 140ZM244 138V139H243ZM249 138V139H248ZM257 140H256V139ZM114 139V138H113ZM141 139V140H140ZM152 139H154V140H152ZM247 139V140H246ZM104 140V139H103ZM110 140V141H109ZM164 140V141H163ZM240 140L242 141V142H240ZM255 140L256 141H259V140H262V141H259V142H255ZM117 141L119 142V144L117 143ZM130 141V140H129ZM138 141V142H139ZM155 141V142H154ZM238 141V142H237ZM99 142V143H98ZM100 142H101V144H100ZM108 142H109V144H108ZM142 142V141H141ZM148 142H150V143H148ZM167 143V145H168V147L167 148H169V149H167V148H164V145L166 146V143ZM217 143V144H222L220 147H218L217 149L216 148H214V146H215V143ZM240 142V143H239ZM111 143V144H110ZM112 143H113V145H112ZM117 143V144H116ZM122 143V144H121ZM125 143V144H124ZM140 143V142H139ZM162 143H164V144H162ZM239 143V144H238ZM243 143V144H242ZM247 143V144H246ZM251 143V144H250ZM256 143V144H255ZM141 144V143H140ZM161 144H162V146H161ZM171 144V145H170ZM225 144V145H224ZM240 144H242V146L240 145ZM111 145V146H110ZM114 145H118V146H122V148H124V150L126 149V151L127 152H125L126 153V155H125V153H124V151L122 150V153L120 152V154H119V157L117 156V154H118V151H116V150H112V149H114V148H116V149H118L119 148V150H121L120 149V147H118V146H116V147H113ZM145 145V147H146V149L145 150H147L146 152L148 153H146L145 151H144V149H143V153L145 152V154H139L140 153V151L139 150H142L141 148H142V146H144ZM173 145V147H171ZM238 145H240V146H238ZM244 145H246L245 147H244ZM247 145H250L251 146V148H250V146H247ZM256 145H257V148H259V149H257V148H255L256 147ZM104 146H106L107 148H108V150L106 149V148H104V149H102ZM136 146H137V144H136ZM135 146V147H136ZM138 146H140V145H138ZM148 146H154V145H148ZM156 146V145H155ZM176 148H175V147ZM198 146H200L199 147V149H202L201 151H202V153L200 154V153H197V151L196 150H198ZM201 146H202V148H201ZM253 146V147H252ZM111 147H113V148H111ZM240 147V148H239ZM262 147V148H261ZM111 148V149H110ZM136 148V149H137ZM144 148V147H143ZM164 148V149H163ZM182 150H180V149ZM188 148V149H187ZM245 148V149H244ZM247 148H249V149H247ZM253 148H255V149H253ZM261 148V149H260ZM159 149H161V152H160V150ZM165 149L167 150V155H164V151H165ZM178 149V150H177ZM189 149H190V151H189ZM194 149V150H193ZM219 149H225L226 150V152L224 153V156L226 157L225 159H220L219 157H217L215 160H212L211 158H210V154L212 153V152H217ZM110 150V151H109ZM163 150V151H162ZM168 150H170L171 152H169ZM106 151H107V153H112V154H110L109 156H112V157H110V159H108V154L106 153ZM135 151H137V150H135ZM196 151V152H195ZM200 151V150H199ZM198 151V152H199ZM243 151V152H242ZM93 152V153H92ZM163 152V153H162ZM166 152V151H165ZM169 152V153H168ZM174 152V153H173ZM184 152V153H183ZM239 152H240V154H239ZM246 152V153H245ZM248 152H250V153H248ZM258 152V153H257ZM262 154H261V153ZM92 153V154H91ZM96 153H98V154H96ZM141 153H142V151H141ZM170 153H173L172 154V156H171V154ZM181 153H183V154H181ZM190 153H192V154H190ZM199 154V156L197 155V154ZM244 153V154H243ZM252 153V154H251ZM254 153H256L255 155H254ZM94 154V155H93ZM107 154V155H106ZM115 154V155H114ZM123 154V156H125V157H123V158H120V157H122V156H120V155H122ZM129 154H130V157L129 158H131V159H129L128 157H127V155L129 156ZM157 154V155H156ZM162 154H163V156H162ZM175 154V155H174ZM196 154V155H195ZM239 154V155H238ZM150 155V156H149ZM157 157L156 159H157V161H156V163H158V161H159V163L157 164L158 166H156V163H154V162H152V161H155L156 159H155V156ZM168 155H169V157H168ZM193 157V156H195V158L193 157H191V156ZM254 155V156H253ZM106 156H108V157H105ZM137 156V155H136ZM146 157L145 159V161H144V158L143 157ZM152 156H154V159H152L151 160V157ZM161 156V157H160ZM170 156H171V160H170ZM177 156V157H176ZM181 156V157H180ZM196 156H198L197 158H196ZM242 156V157H241ZM116 157V158H115ZM138 158H139V156H137ZM150 157V158H149ZM166 157V158H165ZM175 159H173V158ZM204 157H207L208 159H209V162H210V164H211V166H210V168L207 170V171H199L198 170V162L202 159V158H204ZM246 157V158H245ZM250 157V158H249ZM258 157V158H257ZM99 158H101V159H99ZM104 159V161H102L103 159ZM120 158V159H119ZM162 158L163 159H165V160H162ZM242 158V159H241ZM98 159H99V161H98ZM119 159V160H118ZM150 159V160H149ZM162 161H161V160ZM182 159V160H181ZM243 159H245V160H243ZM108 160H110V161H108ZM129 160H130V162H131V166L129 167L128 165H127V163L129 162ZM167 160H169V162L167 161ZM172 160H174L175 162H173ZM241 160V161H240ZM243 160V161H242ZM250 160V161H249ZM101 161H102V163H101ZM183 161H184V164H185V166H184V164H183ZM258 161V162H257ZM100 162V163H99ZM119 164H118V163ZM127 162V163H126ZM165 162H167V163H165ZM171 162V163H170ZM181 162V163H180ZM244 162V163H243ZM261 162H262V164H261ZM148 162L146 161V163L145 164H147ZM161 163V164H160ZM235 163V164H234ZM239 163H241V164H239ZM252 163V164H251ZM256 163V165H254ZM129 164V163H128ZM163 164H167V168H166V166L165 165H163ZM169 164L170 165H172V166H169ZM218 164V165H217ZM237 164V166H235ZM132 165H134L133 167H135L134 168V173L136 172L135 170H137V169H139L137 172H138V174L137 173H135V174H137V176L135 175V174H133V175H131V172H133V169L131 170V172H130V169L129 168H132ZM156 166V168H158L159 166H161V168L164 170V172L163 173H165L166 171L168 172V170H169V172L171 171V173H167V176H163V174H162V172H161V168L159 169H155L154 167ZM178 165H180L179 166V168L177 167ZM182 165V166H181ZM225 165H231V167H230V169L232 170H226L225 172H222V173H224L223 175L224 176H226V174L227 173H229V174H227V177H228V180H227V178H225V179H223L222 178V176H220V175H222L221 174V172L220 171H222V170H220V169H222V166H224L225 167ZM234 165V166H233ZM258 165H260V166H258ZM98 166V167H97ZM107 166H106V168H107ZM138 166H139V168H138ZM151 167V169H150V167ZM212 166H214V168L215 169H218L219 168V174L217 175L218 177H219V179H220V181H221V183H220V181L218 180V179H216V178H218V177H214V180L216 179V180H218V181H216V182H218V183H216L215 181H211L210 180V183H209V179L208 180H205L207 177L205 176V175H207V173H209L208 171L211 169V167ZM219 166V167H218ZM247 168H246V167ZM251 166V167H250ZM102 167H103V169H102ZM123 167V168H122ZM128 167V168H127ZM146 167H148L147 169H146ZM170 167L171 168H174L175 167V169H170ZM223 167V168H224ZM236 167V168H235ZM245 167V168H244ZM260 167V168H259ZM127 168V169H126ZM142 168H143V170H142ZM249 168V169H248ZM258 168V169H257ZM115 169H118L117 168V166H116V168ZM155 169V170H154ZM165 169H167L166 171H165ZM182 169V170H181ZM238 169V170H237ZM244 169V170H243ZM261 169H262V172H261ZM140 170H142V171H140ZM148 170H154V171H149V172H147ZM177 170H178V172H177ZM184 170V171H183ZM249 170V171H248ZM258 170V171H257ZM103 173H102V172ZM113 171H114V173H116V175L118 174V173H120V174H118V177L115 175V177H114V175H108L107 177L104 175V174H106L105 172H109V173H111V174H113ZM125 171V172H124ZM129 171V175H128V172ZM140 171V172H139ZM145 171V172H144ZM159 173V174H162L161 175V177L163 176V178H166V179H169L170 177H172L173 175L172 174H174L175 175V177L173 178V179H171V180H166V179H164V180H166V185L164 184V182L165 181H163V178H162V180H161V177H158L157 175V172ZM177 173H176V172ZM228 171V172H227ZM237 171V172H236ZM238 171H240V172H238ZM149 173L148 175L147 174H144V173ZM151 172V173H150ZM155 172H156V176L155 177H151L150 175H152V173H154V175H155ZM174 172V173H173ZM181 174H180V173ZM186 172V173H185ZM189 172V173H188ZM235 172V173H234ZM256 172H258L257 174H256ZM188 174V175H185V174ZM226 173V174H225ZM98 174V175H97ZM101 174V175H100ZM102 174H103V177L105 178H103L102 177ZM127 174V175H126ZM140 174V175H139ZM180 174V175H179ZM240 174V175H239ZM262 174V175H261ZM100 175V177H102L103 178V180H102V178H98V176ZM122 175V176H121ZM135 175V176H134ZM138 175L139 176H141L142 177V179L139 177V179H141L142 181H141V183L139 182V180H138V182L137 181H133L134 182V184H133V182H132V184L130 183L129 184V182L128 181H132V180H134L133 179V177H131V176H134V178L136 177H138ZM164 175H166V173L164 174ZM169 175H172V176H170L169 177ZM121 176V177H120ZM128 176H130V177H128ZM160 176V175H159ZM184 176V177H183ZM203 176L205 177L204 178V180L203 181H205V182H201V181H199L201 178H203ZM258 176V177H257ZM167 177H169V178H167ZM230 177H231V179H230ZM97 178V179H96ZM122 178H125V180L124 179H122ZM150 178H154V179H152V180H150ZM160 178V179H159ZM180 178V179H179ZM185 178V179H184ZM222 178V179H221ZM262 180H261V179ZM95 179H96V181H95ZM113 179H117L116 181H117V183L115 184V180H113ZM147 179H149V181L147 180ZM178 179V180H177ZM211 179V178H210ZM213 179V178H212ZM107 180V181H106ZM113 181V183L115 184V185H118L117 187L111 182V181ZM124 181V183L125 184H129L128 186H131V187H128L127 186V188H125L126 187V185L125 184H123V181ZM158 180V181H157ZM161 180V181H160ZM174 180H175V182H174ZM180 180V181H179ZM236 180H237V182H236ZM241 180V181H240ZM101 181V185H97V183L98 182H100ZM108 181H109V183H108ZM118 181H122V183L120 184V182H119V184H120V186H119V184H118ZM144 181L147 183V184H144L145 185V187L142 185V183H144ZM150 181H151V183L152 182H154V181H156V182H154V184L155 183H157L158 182V184H155V185H152V184H150ZM159 181L160 182H162V183H159ZM207 181H208V183H207ZM223 181H227L226 182V185L224 186V183H223ZM148 182H149V184H148ZM178 182H179V184H178ZM199 182V184H204L203 186L202 185H200L199 186V184L197 185V183ZM211 182L213 183V185H211ZM239 182V183H238ZM244 182V183H243ZM140 183L141 184V186H143V187H141V189H140V184L138 185V184ZM173 183V184H172ZM207 183V184H206ZM236 185H235V184ZM243 183V184H242ZM253 183V184H252ZM99 184V183H98ZM106 184V186H105V188L103 187L104 185ZM109 184V186L111 187L112 185H114V186H112V188H110L109 186L107 187V185ZM163 185V187L161 186H159V185ZM171 184V185H170ZM177 184V185H176ZM215 184H217V185H215ZM218 184H221L222 186H224V187H222L221 185H219V187H218ZM229 184V185H228ZM230 184H231V186H230ZM234 184V185H233ZM247 184V185H246ZM259 184V185H258ZM96 185V186H95ZM103 185V186H102ZM123 185V186H122ZM134 185H136L135 187L138 189L139 188V190H137V191H139L140 192V190H141V193H139V192H137L136 191V188H134L133 186ZM156 185H158L159 187V189L156 187ZM197 185V186H196ZM206 185H208V186H206ZM210 185L211 186H213L214 188H215V190H214V188L213 187H211V188H209L210 187ZM94 187V189H93V187ZM98 186V187H97ZM125 186V187H124ZM154 186H155V188H156V190H155V188H154ZM172 186H173V188H172ZM186 186H187V188H186ZM189 186H191L192 188H194L193 190H195V192L192 190V188L191 187H189ZM194 186V187H193ZM220 186H221V188L224 190V191H226V192H224L221 188H220ZM238 186V187H237ZM248 186V187H247ZM250 186V187H249ZM255 186V187H254ZM97 187V188H96ZM101 187V188H100ZM178 189H177V188ZM198 187V188H197ZM205 188V193H204V189L203 190H198V189H200V188ZM237 189H236V188ZM260 187H261V189H260ZM95 188L96 189H98V190H96L95 191ZM107 188V189H106ZM114 188V189H113ZM135 190H134V189ZM143 188V189H142ZM147 188V189H146ZM190 189V190H192L191 192H190V190H188L187 191V189ZM208 188L210 189V192L211 193H209V190H208ZM213 188V189H212ZM219 188V189H218ZM227 188V189H226ZM256 188V189H255ZM258 188V189H257ZM101 189H102V191L103 190H106V192L109 190V193H110V195H109V193L107 192V194L109 195H106L105 196V194H102V192H101ZM116 189H117V191H116ZM128 189V191H129V189H133L132 191H134V193H136L137 192V194H139V196H140V200L138 199L139 198V196H137V194H134L132 191H130V192H132V194H130V192L128 193V195H125V196H127L126 198L124 197V195L122 196V193L124 194H127V191H125V190H127ZM158 189V190H157ZM180 189V190H179ZM182 189H183V192H182ZM184 189L186 190V191H184ZM232 189V190H231ZM249 189H251V190H249ZM256 190V192H255V190ZM112 190V191H111ZM144 190V191H143ZM175 190H177V191H175ZM211 190H214V192L213 191H211ZM222 190V191H221ZM228 190H230V191H228ZM240 190H241V192H240ZM88 191V192H89ZM115 191V192H114ZM149 191H151V192H149ZM157 191V192H156ZM232 191H234L237 195H235V193L234 192H232ZM244 191V192H243ZM104 192V191H103ZM105 192V193H106ZM117 192V193H116ZM148 192V193H147ZM152 192H154V193H152ZM160 193L161 195H158L157 193ZM176 192H178V193H176ZM184 192H186V193H184ZM198 192V193H197ZM199 192H201L200 194H199ZM220 193V195H219V193ZM231 192V193H230ZM250 192V193H249ZM254 192V195L252 194ZM114 193V194H113ZM144 193V194H143ZM175 194V195H172V194ZM190 193H193L192 194V197L193 196H195V198L193 197H191V194ZM208 193V194H207ZM218 193V194H217ZM240 193H241V195H240ZM69 194V195H68ZM90 194H89V196H90ZM113 194V195H112ZM117 196H116V195ZM131 196H130V195ZM150 194V195H149ZM162 194H163V200H162ZM167 194V195H166ZM171 194V195H170ZM182 194H184V195H182ZM212 194H214V195H212ZM228 194V196H226ZM229 194H230V198H231V196H232V198L229 200V201H227L228 200V198H229ZM233 194V195H232ZM103 195H104V197H103ZM122 197H121V196ZM135 195V196H134ZM142 195H144V196H142ZM146 195V196H145ZM154 195H155V197H154ZM158 195V196H157ZM186 195V196H185ZM223 195V196H222ZM243 195V196H242ZM72 196V197H73ZM108 196V197H107ZM156 196H157V200H152V199H156ZM160 196V197H159ZM168 196V197H167ZM171 196V197H170ZM212 196H214V197H212ZM216 196V197H215ZM237 196V197H236ZM59 197V196H58ZM75 197V196H74ZM76 197V198H77ZM88 197V195L86 196V198ZM105 197H106V199H105ZM115 197H116V199H115ZM131 198V197H133L132 198V200L130 199H128L127 200V198ZM136 197H138L137 199L139 200V201H141L142 200V204H141V202H139L137 199H136ZM145 197V198H144ZM150 197V198H149ZM159 197V198H158ZM177 197V198H176ZM190 198L189 200H190V202L188 201V198ZM211 197V198H210ZM225 197V198H224ZM55 198H56V196H55ZM71 198V197H70ZM83 198V202H85L84 200H85V196L84 197H82ZM166 198V199H165ZM168 198H171V199H168ZM175 198V199H174ZM179 198V199H178ZM180 198H186L187 200H184V199H180ZM193 200H192V199ZM214 198H216V199H214ZM102 199H105V200H102ZM112 200L113 202H114V207H115V203H117V206L115 207V211H116V209H117V211L119 210L120 211V209L121 208H119V207H121V204H125V205H127V206H125V205H122V210L118 213V212H115L114 210H112L113 209V207H111V206H113L112 205V203H111V201H109V200ZM121 199V200H120ZM126 199V200H125ZM143 199H144V201H143ZM158 199L159 200H162V202L160 201V208H159V206L157 205V208H158V211L159 212H157V210H155V206H156V204L158 203L159 204V202H158ZM172 199H173V201H172ZM177 199V200H176ZM197 199V201H195ZM208 199V200H207ZM218 199H220V200H218ZM225 199V200H224ZM254 199H255V201H254ZM257 199V200H256ZM61 200H62V202H61ZM70 201V202H68V201ZM118 200L120 201V202H118ZM136 200V201H135ZM152 200V202H150ZM165 200V202L168 200L169 202H172V203H163V201ZM209 200H210V203H209ZM212 200V201H211ZM218 200V201H217ZM232 200V201H231ZM259 200V201H258ZM63 201H67V203H70L69 205L67 204V206H66V204H64V206H60L61 204H60V202L61 203H63ZM87 201H89L88 199L86 200V203H87ZM105 201V202H104ZM108 201V202H107ZM123 203H122V202ZM125 201H126V203H125ZM138 201V202H137ZM147 201V202H146ZM167 201V202H168ZM175 201V202H174ZM177 201H178V203H177ZM188 201V202H187ZM207 201V203L205 204V202ZM217 201V202H216ZM261 201V203H258V202H260ZM82 202V203H83ZM107 202V203H106ZM134 202H136V203H134ZM156 202V203H155ZM199 202H200V204H199ZM213 202V203H212ZM215 202V203H214ZM224 202V203H223ZM230 202V203H229ZM255 202V203H254ZM257 202V203H256ZM64 203H66V202H64ZM111 205H110V204ZM140 203V205H138ZM148 203V204H147ZM188 203V204H187ZM192 203L193 204H195V203H197L195 206L194 205H192ZM208 203H209V205H208ZM218 203H220V205L218 206ZM102 204H104V205H106V206H104L103 208H101L102 207ZM119 204H120V206H119ZM135 204V205H134ZM147 206V208L145 207V205ZM152 204H154V205H152ZM164 204V205H163ZM187 204V205H186ZM80 205V204H79ZM85 205V204H84ZM110 205V206H109ZM132 206L133 207V212H132V209H130V210H128L129 209V207L130 206ZM134 205V206H133ZM182 205L184 206V207H182ZM192 205V206H191ZM200 206V207H198V206ZM206 205V208L204 207ZM213 205H215L214 207H210V206H213ZM225 205V206H224ZM54 208H53V207ZM74 206V205H73ZM73 206H71L70 208H72ZM78 206V205H77ZM87 206L89 207V203H87ZM123 206H124V208L126 207V209H124L123 208ZM137 206L139 207L140 206V209H141V207L143 208V210H141L142 212H140V211H138V210H140V209H138L137 208ZM172 206H173V208H172ZM189 206V207H188ZM197 207L196 209L194 208V207ZM235 206V207H234ZM65 207V208H64ZM83 207H85V206H83ZM81 208L80 210H82V209H86V208ZM131 207V208H132ZM145 207V208H144ZM149 207V208H148ZM179 207H181V210H180V208ZM210 207V208H209ZM217 207V208H216ZM218 207H219V209H218ZM226 207V208H225ZM232 207V208H231ZM241 207V208H240ZM150 208H152L151 210H150ZM172 208V209H171ZM189 208V209H188ZM191 208V209H190ZM199 208V209H198ZM200 208H202V209H200ZM213 208V209H212ZM222 208H224V210H225V212H224V210L222 209ZM60 209V210H59ZM63 209H65V212H66V210L68 211L67 212V214H69V210H70V212L74 215V214H76V215H70V216H73V218H75V220L72 218V217H68V219L69 220H72L74 223H76V224H74L73 222V224L71 225L72 227V229L71 228H69L70 227V224H66V223H68V222H66V220H67V217H66V213H62L61 212V210H63ZM87 209H89V208H87ZM98 209V210H99ZM107 209H108V211H107ZM183 209H186L187 211H189V210H194V213L192 212V211H189V212H187L186 211V213L187 214H185L184 215V213H185V210H183ZM203 209H204V211H203ZM227 209L229 210V211H227ZM233 209H234V211H233ZM238 209V210H237ZM249 209V210H248ZM48 210V211H49ZM53 210V211H54ZM76 210V211H75ZM99 210V211H100ZM160 210H163V213H165L164 212V210H168L167 212H166V214H165V216L163 215V213H161V214H159L158 215V213H160ZM177 210V211H176ZM183 210V211H182ZM198 210V211H197ZM200 210H202L203 211V213L200 211ZM213 210V211H212ZM219 210V211H218ZM47 211V212H48ZM64 211V210H63ZM105 211H107L106 213H108L109 212V214H108V216H107V214H105ZM114 211V215H116V216H114L113 215V213H110V212H113ZM132 213H131V212ZM147 211V212H146ZM149 211V212H148ZM151 211V212H150ZM173 211V212H172ZM179 211V212H178ZM180 211H181V213L182 214H180ZM216 211V212H215ZM245 211H246V213H245ZM248 211V212H247ZM51 212H52V210H51ZM75 212V213H74ZM125 212V213H124ZM213 212V213H212ZM220 212V213H219ZM223 213V215H222V213ZM232 214H230V213ZM49 213H50V211H49ZM95 213H97V211L95 212ZM118 213V214H117ZM121 213V214H120ZM136 213H139V214H136ZM150 213V214H149ZM151 213H152V215H154V216H152V217H150V216H148V215H151ZM224 213H229L228 214V216L226 215V217H225V215H224ZM249 213V214H248ZM50 214H52V213H50ZM65 214V215H64ZM143 214V215H142ZM147 214V215H146ZM169 214V216H166V215H168ZM173 214V215H172ZM236 216H235V215ZM247 214V215H246ZM91 215V214H90ZM118 215L120 216L121 215V217H120V219L121 220H123V221H121V220H119V219H117L118 221H115V218H118ZM138 215H141L140 217L137 216ZM162 215V216H161ZM53 216V217H52ZM99 216V215H98ZM98 216L96 215V216H94L95 218H98ZM112 216H113V218H112ZM132 216V217H131ZM148 216V217H147ZM220 216H221V218H220ZM223 216V217H222ZM45 217V216H44ZM104 217H102V219L104 218ZM115 217V218H114ZM129 217H131V218H129ZM144 217V218H143ZM219 217V218H218ZM230 218V219H228V218ZM49 217H47L44 221H46L47 219H48ZM66 220H65V219ZM95 218H93V219H95ZM123 218V219H122ZM220 219V220H218V219ZM223 218V219H222ZM233 218H234V221H233ZM90 219V220H89ZM92 219V220H93ZM99 219V218H98ZM101 218L99 219V220H102ZM106 219V218H105ZM127 221H126V220ZM227 219H228V221H227ZM238 219V220H237ZM59 220V221H60ZM69 220H67V221H69ZM91 220V221H92ZM107 220V219H106ZM223 220H225V221H223ZM230 220V221H229ZM96 222H98L97 220H95ZM121 221V222H120ZM125 221V222H124ZM239 221V222H238ZM81 222V221H80ZM124 223L123 225H125V226H123V228H122V225L120 226L119 225V223ZM46 223H48V222H46ZM45 223V224H46ZM69 223H70V221H69ZM79 223V222H78ZM88 223V222H87ZM100 222H98V224H99ZM60 224V223H59ZM92 224V225H91ZM238 224V225H237ZM50 225L52 226V229H51V227H50ZM75 225H77L79 228H77V231H75V232H72V230H74L73 229V226H75ZM68 226V227H67ZM108 226V225H107ZM118 226V227H117ZM120 226V227H119ZM64 227V228H63ZM82 227V228H83ZM109 227V228H110ZM54 228V229H53ZM59 228V227H58ZM66 228V230H64ZM69 228V229H68ZM75 228V227H74ZM120 228H122L123 229V231H122V229H119ZM241 228V229H240ZM71 229V230H70ZM86 229V230H87ZM93 229H92V231H93ZM115 229L116 230H118L119 231V234H118V231L116 232L115 231ZM68 230V231H67ZM57 231H58V233H57ZM64 231H66V233L64 232ZM71 233H70V232ZM122 231V232H121ZM240 231V232H239ZM92 233V234H91ZM106 233V234H107ZM118 235H117V234ZM185 233H187V237L185 236ZM111 234H114V235H116V238H115V236L114 235H112V236H114V237H112L111 236ZM5 235V236H4ZM52 237H51V236ZM75 235V234H74ZM77 235H82V234H78V232H77ZM5 238H4V237ZM113 238V239H115L114 241H113V239L111 238V237ZM51 237V238H50ZM58 237V236H57ZM82 237V236H81ZM104 237H105V239H104ZM117 237H119V238H117ZM46 238V239H45ZM50 238V239H49ZM54 238V237H53ZM71 238H72V240H71ZM109 238H110V240H109ZM9 239V240H8ZM79 239H80V237H79ZM111 239H112V241H111ZM118 239H119V241H118ZM70 240H71V243H69L70 242ZM83 240H86L85 238L83 239ZM96 240V241H97ZM108 240H109V242H108ZM138 240H140L142 243H139V241ZM146 240V242L145 243H148V244H146L145 245V243H144V241ZM5 241H7V243H5ZM79 241H82V238H81V240H79ZM94 241V240H93ZM115 241H117V244L119 245V247H117L118 249V252H120V253H118L117 252V250H115L116 252H117V254H116V256H111V254H109V252H111L110 251V249L111 248H109V246H107V245H110V243L111 242H115ZM121 241V242H120ZM10 242V243H9ZM73 242V243H72ZM136 244H135V243ZM75 243V244H74ZM99 243H100V248H99V250L102 248V249H104L103 247H104V245L106 246V247H108L107 249H108V251H106V250H104L105 251V253H103V254H98L97 255V257L95 256L94 257V253H97V251H99V250H97L96 248L97 247H99ZM107 243H109V244H107ZM116 243V242H115ZM120 243H122L123 245H121ZM134 243V244H133ZM139 243V245L136 247V245ZM3 244H5V251H4V249H2V248H4V246H3ZM52 246H51V245ZM65 244H66V246H68V248L69 249H72V248H70V247H73L74 245L76 246H74L73 248H74V251H72L71 252V250H69L68 248H66V246H65ZM67 244H69V245H67ZM113 244V243H112ZM117 244H116V246H117ZM186 245V248H183V249H181V247L183 246V245ZM260 244V245H259ZM262 244V245H261ZM9 245L10 247H7V246ZM12 245V246H11ZM94 245H95V247H94ZM101 245H103V247L101 246ZM185 245H184V247H185ZM255 245V246H254ZM23 246V245H22ZM33 246V245H32ZM35 246H34V248H35ZM97 246V247H96ZM111 246V245H110ZM115 246V245H114ZM116 246H115V249H116ZM120 246H122V247H120ZM123 246H125L124 248H123ZM132 246V247H131ZM252 246H254L253 248H252ZM26 247V246H25ZM41 247V248H40ZM80 247L82 248V249H80ZM94 247V248H93ZM112 247H113V245H112ZM128 247V248H127ZM130 247H131V249H130ZM226 247V248H225ZM235 247V248H234ZM237 247V248H236ZM247 247V248H246ZM8 248H10L9 250H8ZM27 248V247H26ZM35 248V249H36ZM45 248H48L47 250H48V252H47V250H45L46 251V254H45V251H44V249ZM66 248V249H65ZM114 248V247H113ZM120 248H122V249H120ZM234 248V249H233ZM25 249V248H24ZM54 249V248H53ZM101 249V250H102ZM129 249H130V251H129ZM136 249V250H135ZM181 249V250H180ZM187 250L188 251V253H187V251L185 252H183V250ZM249 249V250H248ZM255 249V250H254ZM262 249V250H261ZM34 250V252L32 253V251ZM68 250V251H67ZM93 250H95V251H93ZM114 250V249H113ZM234 250V251H233ZM235 250H238V251H235ZM241 250V251H240ZM245 250V251H244ZM8 251V252H7ZM24 251V252H23ZM54 251V252H53ZM251 252V254H250V252ZM252 251L254 252V255H255V257H254V255L252 254ZM102 252V251H101ZM108 252V253H107ZM115 252V253H116ZM183 252V253H182ZM233 252V254L235 255V256H237L238 257V259L240 260V257H245V258H247V259H245V258H241V260L239 261L238 259H237V257H235V256H232L233 254H231V253ZM239 252V253H238ZM244 252V253H243ZM256 252V253H255ZM112 253V252H111ZM182 253V254H181ZM184 253H186V256H185V254ZM237 253V254H236ZM245 255H243V254ZM247 253V254H246ZM31 254V255H30ZM34 254V255H33ZM113 254H114V251H113ZM157 254V255H156ZM183 254H184V256H183ZM240 254V255H239ZM249 254H250V256L251 257H249ZM96 255V254H95ZM168 255V256H167ZM241 255H243V256H241ZM257 255V256H256ZM34 256H35V258H34ZM180 256V257H179ZM194 256H195V254L194 255H192V253H191V257L192 258H194ZM168 257V258H167ZM171 257H173V260H175L174 261V263L172 262V261H170L171 260ZM178 259H177V258ZM182 257H184V258H182ZM228 257V258H227ZM232 257V258H231ZM236 259H234V258ZM253 257H254V259L256 260V261H254L253 260ZM258 257V258H257ZM169 258H170V260H169ZM178 260H176V259ZM179 258H181V259H179ZM249 258H250V260H249ZM259 259V260H258ZM179 260L181 261V262H179ZM230 260H232L231 262H230ZM246 260H247V262H246ZM158 261V262H157ZM194 259H193V264H195L194 263ZM235 262V263H234ZM261 262H260V264H261ZM262 264H264V263H262Z\"/></svg>","mask_w":264,"mask_h":264},{"label":"clouds","instance_id":"clouds-1","mask_svg":"<svg viewBox=\"0 0 264 264\" xmlns=\"http://www.w3.org/2000/svg\"><path fill=\"white\" fill-rule=\"evenodd\" d=\"M187 237V233H185ZM189 253H195V264H218V259L224 255V249L219 240L209 231H204L192 238L184 239ZM50 264H73L71 254L61 253ZM183 264H193L191 256H186Z\"/></svg>","mask_w":264,"mask_h":264},{"label":"crops","instance_id":"crops-1","mask_svg":"<svg viewBox=\"0 0 264 264\" xmlns=\"http://www.w3.org/2000/svg\"><path fill=\"white\" fill-rule=\"evenodd\" d=\"M226 152L225 149H219L217 152H212L210 154V158L212 160H215L217 157H219L220 159H225L226 157L224 156V153ZM211 164L209 162V159L207 157L202 158L199 162H198V170L199 171H207L210 168ZM152 264H156L155 262Z\"/></svg>","mask_w":264,"mask_h":264}]
</instances>
